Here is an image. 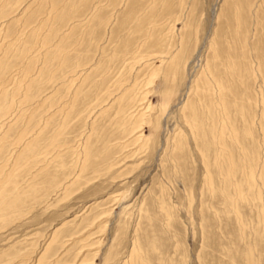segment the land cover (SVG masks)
<instances>
[{"label": "rangeland", "instance_id": "rangeland-1", "mask_svg": "<svg viewBox=\"0 0 264 264\" xmlns=\"http://www.w3.org/2000/svg\"><path fill=\"white\" fill-rule=\"evenodd\" d=\"M0 264H264V0H0Z\"/></svg>", "mask_w": 264, "mask_h": 264}]
</instances>
